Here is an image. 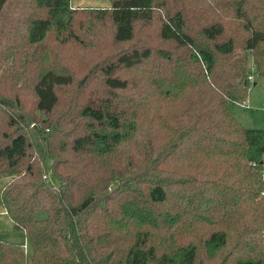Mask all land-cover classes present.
Returning a JSON list of instances; mask_svg holds the SVG:
<instances>
[{"label":"trees","instance_id":"16d2710c","mask_svg":"<svg viewBox=\"0 0 264 264\" xmlns=\"http://www.w3.org/2000/svg\"><path fill=\"white\" fill-rule=\"evenodd\" d=\"M0 0V264H264V0Z\"/></svg>","mask_w":264,"mask_h":264},{"label":"rangeland","instance_id":"374dc122","mask_svg":"<svg viewBox=\"0 0 264 264\" xmlns=\"http://www.w3.org/2000/svg\"><path fill=\"white\" fill-rule=\"evenodd\" d=\"M74 2L75 0H71L72 5L74 4ZM84 2H88L87 4L91 6H108L107 0H84ZM228 108L232 116L243 127L252 129H264V77H258L254 73H252L251 86L249 88L246 102L243 104L229 102ZM19 241L25 243V240H22V237ZM25 247L26 252H30L29 247Z\"/></svg>","mask_w":264,"mask_h":264},{"label":"crops","instance_id":"0c3cea01","mask_svg":"<svg viewBox=\"0 0 264 264\" xmlns=\"http://www.w3.org/2000/svg\"><path fill=\"white\" fill-rule=\"evenodd\" d=\"M87 3L88 2H84V0H75L72 6L73 7H78L82 5L91 6ZM21 237H22V240L23 239L25 240V243L24 242L22 243L19 241ZM0 241L18 244V245H21L22 248L24 245L28 246L27 239L25 238L24 233L13 230L12 220L9 218V216L7 215V212L1 205H0Z\"/></svg>","mask_w":264,"mask_h":264},{"label":"built area","instance_id":"2783aa9c","mask_svg":"<svg viewBox=\"0 0 264 264\" xmlns=\"http://www.w3.org/2000/svg\"><path fill=\"white\" fill-rule=\"evenodd\" d=\"M262 177H263V180H264V171L262 172ZM25 246H27V245H25ZM25 246H23V249L26 252V247Z\"/></svg>","mask_w":264,"mask_h":264}]
</instances>
